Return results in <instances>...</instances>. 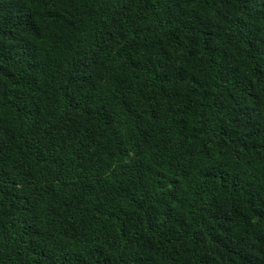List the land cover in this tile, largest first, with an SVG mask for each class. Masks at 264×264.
<instances>
[{"label": "trees", "instance_id": "trees-1", "mask_svg": "<svg viewBox=\"0 0 264 264\" xmlns=\"http://www.w3.org/2000/svg\"><path fill=\"white\" fill-rule=\"evenodd\" d=\"M0 264H264V0H0Z\"/></svg>", "mask_w": 264, "mask_h": 264}]
</instances>
